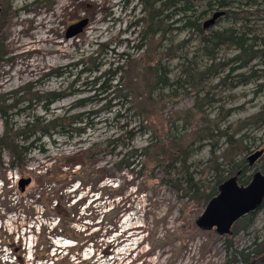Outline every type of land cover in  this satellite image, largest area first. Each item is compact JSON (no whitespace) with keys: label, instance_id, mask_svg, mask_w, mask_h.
<instances>
[{"label":"rangeland","instance_id":"rangeland-1","mask_svg":"<svg viewBox=\"0 0 264 264\" xmlns=\"http://www.w3.org/2000/svg\"><path fill=\"white\" fill-rule=\"evenodd\" d=\"M251 3L255 6L232 9L231 16L218 19L207 30L245 33L246 40L256 38L255 53L241 56L230 47L210 53L196 27L187 29L184 23H173L180 17L167 22L169 28L164 30L158 52L154 49L160 43L148 53L138 50L141 29L136 25L144 19L139 0H0V137L7 122L22 129L36 118L44 125L55 119L65 121L62 130L51 126L49 136L33 142L25 170H10L11 157L7 151L2 153L0 195L8 184L16 199L21 180H31L25 191L35 186L34 171L50 169L93 143L109 140L108 151L95 150L84 170L77 166L71 171L79 174L82 182L74 185L66 200H72L71 206L86 200L81 220L71 226L82 234L83 260L92 258L91 264H226V238L237 250L247 248L257 238L264 239V208L255 212L252 228L244 231L245 223H240L232 229V236L222 238L196 227L204 208L165 186L162 169L147 165L145 157H138L129 169L114 167L126 149H142L155 137L172 135L171 130L177 136H189L188 141L198 151L193 161L204 164L212 151L220 157L230 139L249 148L239 160L264 152V0ZM198 10L196 15L205 7ZM212 16L207 11L197 27H203ZM84 20L88 21L85 29L67 38L69 28ZM106 44L108 48L101 49ZM159 59L171 82L176 83L183 73L190 80L182 78L178 87L160 95L156 92L146 121L136 107L143 100L145 86L154 81L148 72L154 64L150 61ZM122 67L125 75L108 74ZM98 78L101 80L95 84ZM129 78L134 87L131 91L125 89ZM120 80V91L102 90L115 87ZM52 94H59L60 99L53 102ZM79 101L84 102L83 108H76ZM78 115H84L85 124L79 125L84 133L68 127L69 118ZM199 133L202 136L197 139ZM261 168L264 154L246 176ZM101 169L107 170V181H99ZM151 175L156 180H151ZM113 209V219L105 217ZM36 212L34 222L27 226L23 217L8 212L0 201V236L3 240H24L26 264L32 263L36 236L47 225L41 206ZM48 224L51 229L56 226V222ZM53 244L54 255L75 242L59 237ZM10 255L9 247L2 246L0 261H9Z\"/></svg>","mask_w":264,"mask_h":264},{"label":"trees","instance_id":"trees-1","mask_svg":"<svg viewBox=\"0 0 264 264\" xmlns=\"http://www.w3.org/2000/svg\"><path fill=\"white\" fill-rule=\"evenodd\" d=\"M44 1L51 2L52 0ZM252 1L255 0H139L143 8L142 12L144 19H141L136 25L137 28L141 29L137 37V41H139L141 45L137 47V49L144 50L145 53H148L147 51L149 48H154L160 43L154 49L158 52L163 41V36L166 33L164 30L169 28L166 26L167 22L173 20L174 17H180L179 21L173 23H184V28L187 29H194L196 27L198 32H200V36L203 37L202 42H205V48L209 50L210 53L216 52L223 47H230L235 48L241 56H251V54L255 53L253 52V42H256V38H254V40H246L245 33L235 34L233 31L227 30L221 33L209 32L204 26L201 27L198 25L197 27L196 24L206 16L207 11L212 12L214 15L217 13L216 11L228 10L224 12L223 17H221L224 19L228 18L227 16H231L230 12H232L231 10L234 8L240 10V7L243 6H255L253 5L254 3H251ZM203 7H205V10L196 15V12L199 11L198 9ZM164 13H170V16L167 15L164 17ZM204 34L206 35L204 36ZM251 34L254 35V37L256 36L253 33ZM100 47L101 49H107L108 45H101ZM155 54L157 53L155 52ZM1 55L0 53V56ZM211 55L214 56V54ZM124 56L126 55H121L120 57L124 58ZM127 62L130 61L128 60ZM90 63L94 64L92 61ZM152 63L154 64L148 69V72L154 81L151 86H145L148 92L145 93L146 89H144V93L140 97V99L143 100L140 101L136 107V111L146 121L150 117L149 107L153 105L152 99L156 92L160 95L161 91H170L174 86L178 87L180 84L179 80L181 82L182 78H185L186 81L190 80V77L186 73H183L176 83L171 82L169 74L166 68L162 66L160 59L158 61H150V64ZM94 71L98 72L99 67H96ZM108 74H113L115 77L122 74L125 75L126 71H124L122 67L117 69L114 73L109 72ZM58 76L60 77L62 74H58ZM137 79H140L139 76H137ZM100 80L101 79L98 78L94 83L96 84ZM131 84L132 79L129 78V83L126 85L129 86L125 89L128 91L134 90ZM122 85L123 82L120 80L119 84L115 85V87H103L102 90L106 92L116 88L120 91ZM51 96L53 102L60 99L59 94H52ZM84 106V102L79 101L76 108H83ZM13 108L14 107H10V109ZM2 114L8 116L6 111H2ZM68 121V127L73 128V131L79 133L85 132V129L79 127L80 124H85L84 115L71 116ZM60 122V119H55L47 125H44L45 122L39 121V119L36 118L32 122H28L22 129H15L14 126L10 127V123L8 124L7 122L6 130L0 137V164L2 153L7 151L11 157L9 169L17 172L25 170L27 167V155L30 147L33 146V142L40 140L41 137L49 136L48 130L51 126L55 129L60 127L62 130L65 121ZM62 134L66 135L67 132H63ZM171 134L172 135H168L167 138H165V133L159 138L155 137V141H151L149 145L142 149H126L127 152L125 151L126 153L121 156L114 167L116 166L119 171L129 169L135 164L138 157H145L147 165H154L157 169H162L163 178L161 182L163 181L165 186L172 189L174 193L181 195V198H189L194 204L196 203L198 207L204 209L219 194V189L231 179L237 177L239 173L238 183L245 187H248L252 183L256 172L264 174V169L261 168L256 169L249 176H246L252 168L248 166L247 157L239 160L241 156L249 152V148L245 147L243 142H232L230 139L227 149L220 154V157L216 155V151H212L211 158L204 164L201 161H193V157L198 151L193 147L194 143L188 141L189 136H177L172 130ZM37 135L40 137L37 138ZM201 136L202 134L199 133L197 139ZM222 136H226V134ZM110 145L111 142L109 140L93 143L74 157L62 160L64 163L55 165L50 169L42 168L41 170L34 171L31 175L33 176L35 186L27 191H22L20 189L19 191L16 190V199H14L12 195L14 190H9L8 184L3 186L0 201L2 200V206L7 208L8 212L18 213L23 217L25 224L28 226L31 222H34L37 216V207L41 206L42 217L45 219V222H47L46 224L48 226H42L36 236L31 264H91L92 258L89 260H83L81 258V252L84 249L80 237L82 234L71 229V226L75 224L77 219L81 220V208L85 206L86 200H82L78 202V204L71 206L72 200H66V196L74 185L78 181H81L80 178L78 179L79 174L71 173V171L77 166L83 167L82 169L84 170L86 163L94 158L92 156L95 150H100V153H103L108 151ZM130 160H133L132 163ZM152 172L153 174L155 173L154 171ZM106 173V169H101L99 171L100 182L108 180L109 176ZM154 176L155 175H151V180H156ZM82 184L83 183H80L79 186ZM263 208L264 203L261 210ZM115 212V209H113L106 214L105 217L113 219ZM255 217L256 214L253 213L241 219L234 224L233 230H236L240 223H245L243 228L244 231L249 230L254 225ZM51 222H56V226L52 229L48 224ZM118 223L119 219L115 225L112 226L113 230H116ZM49 229H51V231ZM32 231L35 232L34 226L32 227ZM232 234L233 232L225 237H230ZM59 237L71 240L75 242V245L67 247L59 254L55 253L53 255V241ZM226 240L231 241L230 238H226ZM228 241L225 243V254L227 256L226 264H252L264 260V239L261 240L257 238L250 246L243 250L235 249L234 245ZM23 244L24 240L22 238H18L17 241L14 237L3 240L2 236H0V249L2 246L6 245L11 251L10 260L5 262L0 261V264H26L25 255L27 254Z\"/></svg>","mask_w":264,"mask_h":264},{"label":"water","instance_id":"water-1","mask_svg":"<svg viewBox=\"0 0 264 264\" xmlns=\"http://www.w3.org/2000/svg\"><path fill=\"white\" fill-rule=\"evenodd\" d=\"M223 15V12L215 13L210 20L204 23V28L209 29L214 26L216 21L223 17ZM87 24L88 21L84 20L70 27L66 34L67 38H74L79 35ZM263 154V151H257L248 156L246 159L248 166L254 168L257 162L263 157ZM238 176L223 185L219 189V194L206 206L202 216L195 221L198 229L208 232L214 227L220 228L221 225L217 219L225 214L228 219L222 233L224 235L230 234L232 226L238 220L257 212L262 207L264 203V174L256 172L252 183L244 188L237 187L236 180ZM30 184L31 180L25 179L19 182L18 187L20 190L25 191V188L30 186ZM252 264H264V260Z\"/></svg>","mask_w":264,"mask_h":264},{"label":"flooded vegetation","instance_id":"flooded-vegetation-1","mask_svg":"<svg viewBox=\"0 0 264 264\" xmlns=\"http://www.w3.org/2000/svg\"><path fill=\"white\" fill-rule=\"evenodd\" d=\"M240 176V175H239ZM236 182H237V187L238 188H244L245 186H243V185H240V184H238V179L236 180ZM245 217H247V216H245ZM245 217H243V218H245ZM217 218H218V215H217ZM242 218V219H243ZM227 217H226V215L224 214L223 216H221V217H219L218 219H217V221H218V223L221 225V227L220 228H217V227H214L211 231H208V232H214L215 234H217L218 236H220V237H224L225 235H228V234H223L222 232H223V228H225L226 227V223H227Z\"/></svg>","mask_w":264,"mask_h":264}]
</instances>
